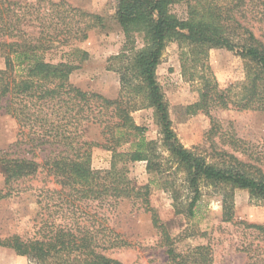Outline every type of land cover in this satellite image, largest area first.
Returning <instances> with one entry per match:
<instances>
[{"label":"trees","instance_id":"1","mask_svg":"<svg viewBox=\"0 0 264 264\" xmlns=\"http://www.w3.org/2000/svg\"><path fill=\"white\" fill-rule=\"evenodd\" d=\"M178 3L186 5L183 18L172 11ZM114 8L126 39L132 41L136 35L143 44L127 55L119 72V92L109 98L70 82L67 76L72 67L66 63L41 59L46 52L85 40L90 30L103 26L100 14L65 0H0V57L4 60L0 109L18 126L16 141L0 150L4 176L0 199L34 189L41 203L44 189L30 181L44 174L56 186L46 190L64 196L51 206L65 204L62 217L71 219L40 218L33 235L14 232L0 237V246L24 256L29 264H123L105 251L127 242L100 220V211H110L126 199L150 213L167 264H210L201 246L176 250L174 239L150 205L149 185H136L124 176L126 163L144 161L149 167L155 157V142L146 139V127L138 125L132 113L146 103L154 108L163 143L185 171L188 215H194L202 181L247 189L264 199V168L254 164L260 161L258 152L253 155L249 142L233 131L223 132L220 121L212 117L215 109L264 112V0H114ZM170 41L178 43L181 73L197 94L187 110L210 117L204 135L212 146L219 144L220 162L186 149L171 128L168 103L156 78V67ZM213 48L234 51L242 59V80L220 86L207 63ZM141 95L144 103H138ZM94 128L98 138L88 134ZM21 144L23 154L18 152ZM95 147L111 152L109 168L91 166ZM221 196L222 217L230 220L232 195ZM246 226L264 235V225Z\"/></svg>","mask_w":264,"mask_h":264},{"label":"rangeland","instance_id":"2","mask_svg":"<svg viewBox=\"0 0 264 264\" xmlns=\"http://www.w3.org/2000/svg\"><path fill=\"white\" fill-rule=\"evenodd\" d=\"M65 1L88 12L100 14L103 26L90 30L87 38L81 42L72 41L57 50L42 54L41 59L52 63L64 62L71 66L72 70L67 77L76 86L109 98L116 97L120 89L119 72L125 65L127 55H130L132 49L141 47L143 39L136 35H133L132 41L126 39L115 18L114 0ZM172 11L183 18L186 16V5L174 4ZM83 51L87 53L86 56L82 54ZM178 54V43L168 42L156 67V78L168 103L171 128L186 149L205 156L210 162H220L221 154L216 151L219 144L212 146L204 135L210 117L200 111L190 113L187 110L197 94L193 84L181 73ZM207 63L209 71L222 87L243 79V61L234 51L210 49ZM3 65L4 60L0 57V68ZM144 102V97L139 96L138 103ZM132 116L138 125L146 127V139L155 142V157L149 167L144 161L126 163L122 166V172L136 185H149L150 205L174 239L176 250L186 252L201 246L204 254L211 258L210 264H264V235L246 226L250 223L264 225V199L251 195L247 189L202 181L201 196L194 215H188L186 208L190 195L185 171L163 143L154 108L146 103L133 111ZM212 117L220 121L223 132L233 131L236 137L249 142L253 155L258 152L260 160L254 164L264 168V112L215 109ZM17 132L15 119L0 109V150L16 141ZM89 133L93 138H98L97 129H91ZM213 140L216 142L218 137ZM24 146L20 145L19 154H23ZM235 154L243 159L241 153ZM110 156L108 150L93 148L91 166L94 169L109 168ZM3 181L0 169V189L3 188ZM30 183L34 187H43L41 203H38L37 191L34 189L0 199V237L14 232L33 235L40 218L48 216L50 220L56 216L58 222H71L69 216L62 217L66 212L65 204L61 208L51 206L53 202L63 201L64 196L48 192L56 188L49 176L41 174ZM222 193L232 195L230 220L222 217ZM100 212L103 213L100 220L127 242L126 245L105 251L109 256L123 264L168 263L164 248L159 243V232L152 225L149 212L137 208L126 199L118 202L110 211L102 209ZM0 264L29 263L24 256H18L12 249L0 246Z\"/></svg>","mask_w":264,"mask_h":264}]
</instances>
